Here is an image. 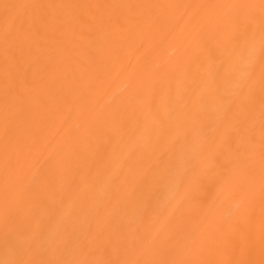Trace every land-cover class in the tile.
I'll return each mask as SVG.
<instances>
[{"label":"bare ground","instance_id":"obj_1","mask_svg":"<svg viewBox=\"0 0 264 264\" xmlns=\"http://www.w3.org/2000/svg\"><path fill=\"white\" fill-rule=\"evenodd\" d=\"M0 264H264V0H0Z\"/></svg>","mask_w":264,"mask_h":264}]
</instances>
